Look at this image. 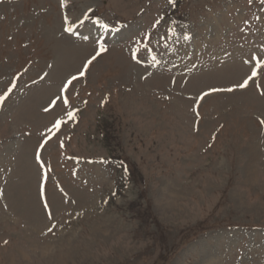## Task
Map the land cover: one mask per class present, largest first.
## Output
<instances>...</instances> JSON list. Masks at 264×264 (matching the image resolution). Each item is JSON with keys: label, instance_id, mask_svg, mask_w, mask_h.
I'll use <instances>...</instances> for the list:
<instances>
[{"label": "rangeland", "instance_id": "obj_1", "mask_svg": "<svg viewBox=\"0 0 264 264\" xmlns=\"http://www.w3.org/2000/svg\"><path fill=\"white\" fill-rule=\"evenodd\" d=\"M254 57L264 0H0V264H264Z\"/></svg>", "mask_w": 264, "mask_h": 264}, {"label": "snow or ice", "instance_id": "obj_2", "mask_svg": "<svg viewBox=\"0 0 264 264\" xmlns=\"http://www.w3.org/2000/svg\"><path fill=\"white\" fill-rule=\"evenodd\" d=\"M157 23H159V21H157ZM66 31H71V28H67V29H65ZM100 51L101 52H103V51H106V48L103 46V45H101V47H100ZM100 54V52H97V56ZM96 59V56H93L91 59H89L84 65H83V68L85 69V70H87L88 69V67H89V65H91V63L94 61ZM254 59H256V68H254L253 70H252V74H251V76H249L242 84H240V85H238V87H241V88H244V87H247V85H248V81L249 80H252L253 79V77H255V76H257V68H259L262 64H264V61H261V60H259V59H257V58H255L254 57ZM79 75L80 76H83V75H85V72L84 71H81L80 73H79ZM77 79V77L76 76H73V77H71V79L68 81V83L70 84L72 81H74V80H76ZM67 87V85H65V88ZM233 89H231V88H229V89H227V91H232ZM9 91H11V89H9ZM62 91H63V89H62ZM212 91H219L218 89H213ZM208 93H204L203 95L204 96H206ZM7 95V93H5L4 95H0V101H3L4 100V98H5V96ZM203 98V97H202ZM55 103V101H53V104ZM64 103H68V101H67V99H65L64 100ZM48 109H45V111H47ZM67 115H68V117L69 118H72V119H74L75 118V115H74V113L73 112H68L67 113ZM63 123V121H61V120H57V122L53 125V128H55V129H59V127H60V125ZM261 123H264V120H262L261 121ZM37 159L39 160L40 159V157H39V155L37 156ZM48 205L47 204H45V207H47ZM51 215V214H50ZM50 231H51V229H49ZM6 243V242H5Z\"/></svg>", "mask_w": 264, "mask_h": 264}]
</instances>
